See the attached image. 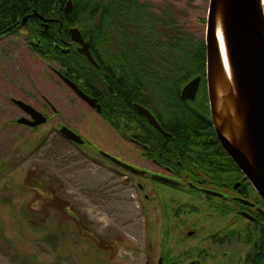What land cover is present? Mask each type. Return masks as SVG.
I'll return each mask as SVG.
<instances>
[{
    "label": "rangeland",
    "instance_id": "rangeland-1",
    "mask_svg": "<svg viewBox=\"0 0 264 264\" xmlns=\"http://www.w3.org/2000/svg\"><path fill=\"white\" fill-rule=\"evenodd\" d=\"M150 1L159 7L166 2ZM169 1L180 11L188 9L194 26L200 28L199 20L207 18L209 0ZM201 28L205 39L206 24ZM0 81L9 85L4 92L9 90L10 99L30 103L47 118L36 128L19 125L23 113L10 100H0V264H157L169 241L167 230L175 237L171 243L176 250L202 247L204 234L186 239L192 226L174 230L178 221L165 224V214L178 207L169 201L187 204V199L104 160L100 151L131 163L136 157L130 158L132 147L120 139L117 126L78 101L59 81L55 84L42 61L33 56L14 59L0 68ZM201 93L206 94V86ZM63 127L76 131L83 143L68 142L60 134ZM137 165L154 170L142 161ZM56 198L78 223L67 215L65 219ZM182 237L185 245L180 247L177 238ZM214 249L215 258L207 264H228L224 251ZM240 250L234 249L235 255Z\"/></svg>",
    "mask_w": 264,
    "mask_h": 264
},
{
    "label": "flooded vegetation",
    "instance_id": "flooded-vegetation-1",
    "mask_svg": "<svg viewBox=\"0 0 264 264\" xmlns=\"http://www.w3.org/2000/svg\"><path fill=\"white\" fill-rule=\"evenodd\" d=\"M21 1L24 2L26 10L23 14L13 17L10 11L5 7L2 8L3 0H0V68L2 69L4 66H9L11 61L22 56H33L36 60L42 61L45 64L52 74L55 84L59 81L60 85L69 90L78 101L86 105L92 111H95L97 114L101 115L104 112V108L106 109L105 105L109 102H113L117 108H120L119 105L122 104L121 98H118L117 95H115L117 93L111 88L109 81L111 77H114L118 82L121 78L120 72L117 71L115 73L113 70L107 69L96 56H93L91 43L83 35L84 41L89 42V48L96 61V65L89 61L86 56L78 52V49L81 46L78 43L73 42L70 35V30L76 27H68L69 38L67 39H61L58 41L57 37L52 35L54 26L60 25V27H62L63 24L60 23L54 13H48L47 11L44 13L41 9L48 10L57 7H48L45 5L37 8L36 4L38 0H36V2L28 0L27 2L29 3H26L25 0ZM59 2V12L64 14V17L69 16L72 11L67 12L66 3L63 1ZM43 37H46L49 41H46V39L43 41ZM55 50L63 55H67V57H70L68 54L75 50L81 55L78 57L81 60H85L90 66H76L74 65L72 58H70L71 60H67V62H63L64 57L57 56L58 54ZM66 80L75 84L84 95L94 99L96 104L100 105L101 111L98 112L96 108L91 107L83 101V99L67 84ZM6 85H0V100L3 102H9L10 100L13 106L23 113V116L19 119L31 118L20 109L14 101L24 102L46 117L44 112L38 110L24 100L16 98L10 99L9 90L4 92V89L8 88ZM203 86H206V81L202 80L197 98L200 95L199 93H201ZM109 92L114 95L111 97ZM201 94L204 96V93ZM41 98L52 109V106L49 104L50 102L47 101L46 97L41 96ZM180 100L182 102H191L184 101L181 97V93ZM199 100L200 98H198V101ZM201 100L202 101H200L199 104H197L198 101H192L194 103H191L192 107L190 108L206 122V129L199 133L196 143L199 149L197 156L198 162H195V168L198 170L199 174L197 177L189 178L187 176H182L179 170L175 168V162L180 167L181 161H174L176 157H171L170 153L172 150L169 149L168 146L170 140L175 139L171 134V131H173L174 128L171 129L168 126L163 128L158 110H155L154 108L150 109L145 106L142 107L147 109L153 115L156 121L160 124L162 131L155 129L143 116L142 118H144L147 125L151 126L152 129L149 128L146 123H137L136 120H132L133 118H126L129 122L124 121L123 124L120 121L125 119L117 121L120 122V125L116 127L117 132L120 139L124 141L126 145L132 147L130 158L136 157L134 160L135 163L127 162V160L123 161V157H120L119 159L108 152L105 153H108L114 158L131 166L134 165V167H141L137 165V162L142 161L149 164L150 168L154 169L150 170L152 173L146 171L147 174H150L146 175V177L134 175L105 159L101 155V152L104 151L99 152L100 156L120 170L139 179L148 180L152 187L158 186L164 190L174 192L179 196H186V192L197 195V198H189V200H195L199 203L198 208H196L194 212L192 209L190 212H181L182 208L185 209L186 207L185 203L181 204V202L178 201L176 203L169 201L172 206L178 207L175 210L176 212H167V214H165V224L170 227L172 222L174 223L178 221V224L173 226L175 227L174 230H176L177 227H185V225L188 227L192 226V228H190L191 230L186 234V239L189 240L196 237L198 234H204L205 236L202 238L201 242L202 247L197 246L196 248L193 247L184 251H179L180 249L176 250L171 243V240L175 239V237L172 234L170 235L167 230V237L165 236V238H167V240L169 239V241L164 243L163 253L158 259L157 264H159L160 260L162 261L161 264H166V261L169 259H172V263L182 262L184 264H202L203 262V264H207L209 260L215 258L213 253L215 252L214 248L224 251L222 253L223 256L228 259V264H264V201L243 175L239 181L230 186L228 178H218L211 175L209 172L210 170L202 164L204 156L201 154L200 150L203 151L204 149L207 157L211 158L213 157V154H221L219 152L220 150L224 153L225 151L216 137L212 122H209V120L211 121V115L210 109L208 108L209 102L207 103V86L206 99L202 98ZM71 102L74 103V100ZM201 103L205 105L203 106ZM134 105L135 104H133V106ZM126 106L128 108L127 104ZM178 107L181 109L180 105H178ZM205 107L207 110H204ZM133 109L135 110V108ZM52 110L54 111V109ZM126 110L130 111V109ZM127 114L129 113L127 112ZM181 114L180 116H182ZM131 115H133L132 112ZM18 120L16 121L17 124H19ZM68 129L79 135L73 129ZM64 138L66 139V137ZM67 141L71 144H75L68 139ZM207 149L213 150L207 151ZM134 150H136V152ZM137 151L140 152V156L137 155ZM141 168L147 169L149 167L145 166ZM154 172H156V174ZM153 175L169 178L179 184L177 186H169L159 183L153 180ZM140 189L143 190L141 187ZM245 201H248L251 204H247ZM209 206H212V209L208 208ZM193 216V222L188 224L190 218ZM222 220H227L228 223L223 224ZM177 240L181 242H179L180 247L181 245H185L183 237L180 240L177 238ZM238 248L241 249V253L235 255L234 249ZM185 258L188 260L187 263L184 262Z\"/></svg>",
    "mask_w": 264,
    "mask_h": 264
},
{
    "label": "trees",
    "instance_id": "trees-1",
    "mask_svg": "<svg viewBox=\"0 0 264 264\" xmlns=\"http://www.w3.org/2000/svg\"><path fill=\"white\" fill-rule=\"evenodd\" d=\"M27 1L25 0L29 3ZM62 1H72L73 4L72 12L67 17L58 10L59 0H38L36 4L37 8L45 5L57 7L41 9L44 13H54L63 24L62 27L54 26L52 35L56 36L58 41L67 39L68 27L78 28L91 43L93 56L107 69L115 73L120 72L121 78L118 82L114 77L108 80L111 88L117 93L115 95L121 98L122 104L117 108L113 102L107 103L103 112L105 118L112 121L114 126L120 125L117 121L126 118H133L137 123L147 125L144 118L133 109V104L158 110L163 128H174L171 134L175 139L170 140L168 146L172 150L171 157H176L174 161H181L180 167L175 162V168L182 176L197 177L199 174L195 162H198L199 149L196 143L199 133L206 129V122L190 109L191 103L194 102L180 100V93L183 87L196 77L200 76L206 81V47L201 28L206 24L205 18L199 20L200 28L194 26L189 10L180 11L174 2L169 0L164 1L165 4L161 7L150 0ZM190 6L192 7V4ZM3 7L10 11L13 17L23 14L26 10L21 0H3ZM194 9L201 10L195 6ZM45 39L49 41L43 37V41ZM55 51L57 56L64 57L63 62L72 58L76 66L89 65L78 57L81 55L75 50L68 54L70 57ZM199 94L200 100L198 101V96L195 101H198L197 104L202 98L206 99L205 93L204 96ZM109 95L112 97L114 94L109 92ZM204 110H207L206 107ZM148 127L152 129L151 126ZM200 151L204 156L202 164L210 170L211 175L228 178L230 186L241 179V172L222 150L219 151L221 154H213L212 158L207 157L204 149ZM189 194L186 192V196H183L187 199L185 212H190L191 209L194 212L198 205L195 200L189 198H197V195ZM56 201V207L66 211L63 212L65 219L68 216L69 220L79 222L78 217L66 208L67 205L63 207L60 204V198H56ZM46 202L51 204V199ZM208 208L212 209V206ZM187 261L185 258L184 262ZM27 262L30 263L29 260ZM166 264L184 263H172V259H169Z\"/></svg>",
    "mask_w": 264,
    "mask_h": 264
},
{
    "label": "water",
    "instance_id": "water-1",
    "mask_svg": "<svg viewBox=\"0 0 264 264\" xmlns=\"http://www.w3.org/2000/svg\"><path fill=\"white\" fill-rule=\"evenodd\" d=\"M36 2V0H30ZM62 2V0H59ZM73 9L72 1L66 11ZM221 32L228 71L221 52L218 32ZM71 40L81 47L78 52L96 65L89 42L78 28L70 30ZM206 84L211 122L223 150L244 178L264 201V9L262 0H209L205 31ZM67 84L91 107L101 111L94 99L84 95L75 84ZM202 78L196 77L181 91L184 101H195ZM31 119L21 118L19 124L36 128L47 121L30 105L14 101ZM135 110L157 130L162 131L153 115L141 105ZM60 133L68 140L82 144L83 140L67 127ZM101 155L131 174L146 177L147 172L124 163L108 153ZM153 180L177 186L179 183L159 175ZM247 204H251L245 201ZM162 261H159L161 264Z\"/></svg>",
    "mask_w": 264,
    "mask_h": 264
},
{
    "label": "bare ground",
    "instance_id": "bare-ground-1",
    "mask_svg": "<svg viewBox=\"0 0 264 264\" xmlns=\"http://www.w3.org/2000/svg\"><path fill=\"white\" fill-rule=\"evenodd\" d=\"M262 6H263V9H264V0H262ZM218 39H219L221 52H222V55H223V60H224L225 66H226L227 71H228V64H227V59H226V54H225V48H224L222 34H221L220 31L218 32Z\"/></svg>",
    "mask_w": 264,
    "mask_h": 264
}]
</instances>
